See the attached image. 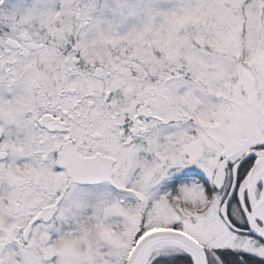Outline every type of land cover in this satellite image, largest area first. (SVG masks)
I'll list each match as a JSON object with an SVG mask.
<instances>
[{
    "label": "snow or ice",
    "instance_id": "1",
    "mask_svg": "<svg viewBox=\"0 0 264 264\" xmlns=\"http://www.w3.org/2000/svg\"><path fill=\"white\" fill-rule=\"evenodd\" d=\"M0 264H264V0H0Z\"/></svg>",
    "mask_w": 264,
    "mask_h": 264
}]
</instances>
